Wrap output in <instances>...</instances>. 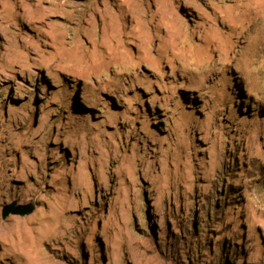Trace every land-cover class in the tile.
Listing matches in <instances>:
<instances>
[{"label": "rangeland", "instance_id": "obj_1", "mask_svg": "<svg viewBox=\"0 0 264 264\" xmlns=\"http://www.w3.org/2000/svg\"><path fill=\"white\" fill-rule=\"evenodd\" d=\"M0 264H264V0H0Z\"/></svg>", "mask_w": 264, "mask_h": 264}, {"label": "water", "instance_id": "obj_2", "mask_svg": "<svg viewBox=\"0 0 264 264\" xmlns=\"http://www.w3.org/2000/svg\"><path fill=\"white\" fill-rule=\"evenodd\" d=\"M33 206L30 207H15V205H7L4 209L3 217H7L9 214H20V215H26L33 211Z\"/></svg>", "mask_w": 264, "mask_h": 264}, {"label": "bare ground", "instance_id": "obj_3", "mask_svg": "<svg viewBox=\"0 0 264 264\" xmlns=\"http://www.w3.org/2000/svg\"><path fill=\"white\" fill-rule=\"evenodd\" d=\"M58 36L61 38V37H65V35H64V33L63 32H60L59 34H58ZM80 53L79 52H77V55H76V58H80L79 55ZM74 54H73V52L70 54V56L72 57Z\"/></svg>", "mask_w": 264, "mask_h": 264}]
</instances>
